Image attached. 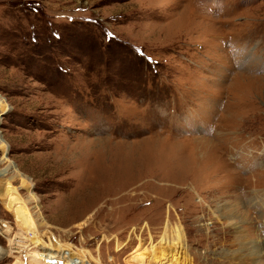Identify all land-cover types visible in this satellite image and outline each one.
Listing matches in <instances>:
<instances>
[{
  "label": "rangeland",
  "instance_id": "374dc122",
  "mask_svg": "<svg viewBox=\"0 0 264 264\" xmlns=\"http://www.w3.org/2000/svg\"><path fill=\"white\" fill-rule=\"evenodd\" d=\"M0 101V170L89 264L166 219L163 264H264V0H0ZM22 230L0 204V264Z\"/></svg>",
  "mask_w": 264,
  "mask_h": 264
},
{
  "label": "bare ground",
  "instance_id": "6f19581e",
  "mask_svg": "<svg viewBox=\"0 0 264 264\" xmlns=\"http://www.w3.org/2000/svg\"><path fill=\"white\" fill-rule=\"evenodd\" d=\"M1 103L2 101H0V104ZM0 147L4 150H8L7 145L4 144L2 140H0ZM9 168L16 172L17 175L23 177L21 180L22 186L28 188L31 185L29 178L23 176L12 162L9 164ZM6 171L5 169L0 170V204L4 210L8 211L13 216L18 226L20 225L24 228L22 234H20L18 238H15V242H19L21 239L25 240L24 244L19 242L23 247L19 248V245L17 247H12L13 253L20 254L19 257L16 258L15 264H26L24 260L30 261V263L33 264H89L91 260L99 263L97 259H94L88 249L77 248L68 243H63L54 238L50 231L40 232L28 205V200L21 197L18 188L15 187L9 179H5ZM30 198H34L32 193L28 196V199ZM28 235L30 237H28ZM183 240L181 228L177 226L171 230L169 221L166 219L160 238L155 242L149 241L147 245H143L142 251H138L141 248V243H139L132 252L124 258V263L163 264L161 260L164 259V255L166 254V251L163 250L164 245L180 248ZM41 248L49 249L48 251H44L41 250ZM118 248L119 245H116V249ZM158 248H162L159 251V255L156 254ZM11 252H8V255ZM6 254L7 253L0 247V258ZM169 256H171V258L167 264H193L191 259L185 255L171 254Z\"/></svg>",
  "mask_w": 264,
  "mask_h": 264
}]
</instances>
